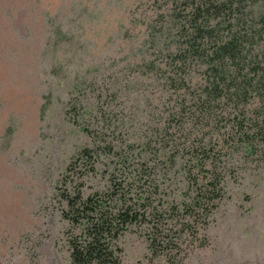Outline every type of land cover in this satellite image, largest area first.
I'll list each match as a JSON object with an SVG mask.
<instances>
[{"label":"rangeland","instance_id":"rangeland-1","mask_svg":"<svg viewBox=\"0 0 264 264\" xmlns=\"http://www.w3.org/2000/svg\"><path fill=\"white\" fill-rule=\"evenodd\" d=\"M263 19L264 0H0V264H75L94 223L117 264H264ZM63 192L102 202L74 225Z\"/></svg>","mask_w":264,"mask_h":264},{"label":"trees","instance_id":"trees-1","mask_svg":"<svg viewBox=\"0 0 264 264\" xmlns=\"http://www.w3.org/2000/svg\"><path fill=\"white\" fill-rule=\"evenodd\" d=\"M231 3V2H230ZM230 4L223 3L220 5H214L216 13L222 12L226 8L229 7ZM213 6V5H212ZM208 10V8L206 9ZM199 16L202 12V9H198ZM197 24L196 28V37L194 39L195 46L194 48L197 49V47L200 46V43L196 40L202 39L205 34H211L212 30H207L202 27V24L198 22V19L195 21ZM263 28H264V19H263ZM241 54V40L238 36H233L230 40H227L225 42H221L217 45L216 50L214 52V58L215 61H223L225 58H228L230 60H238L240 58ZM220 66L215 65L214 72L215 74H220L221 78L225 81H228V75H223L225 72L223 70H220ZM225 78V79H224ZM254 79L252 78V81ZM233 82V80H232ZM252 82L250 80L244 81L239 88L237 89V92L239 94V97H244V99L250 94ZM211 89V93H216L217 95L222 94V88L221 84L219 82H216L213 84V87L209 88ZM242 128V125H241ZM244 134V133H243ZM219 180L218 178H214L213 181L210 183V185H216ZM217 187L215 186V189ZM64 193V198L67 200L68 204V211L66 212L65 216H67L68 220H70L74 225L79 224L82 222V219L85 221V217L89 216V212L92 211L93 207L97 205L98 203H101L102 201L98 200V195H94L92 197H89L86 201H83L81 199L80 192H77L74 196H70ZM138 213H132L130 210H125L120 214L121 218V228L124 227V224H126L128 221H133L138 218ZM92 239L88 241L86 245H82L79 242V238L74 237L72 239V259L75 264H89L91 262L96 261L97 264H117V259L108 258V256H111L112 253L109 251L105 244L101 241L102 238V227L99 224H92Z\"/></svg>","mask_w":264,"mask_h":264}]
</instances>
